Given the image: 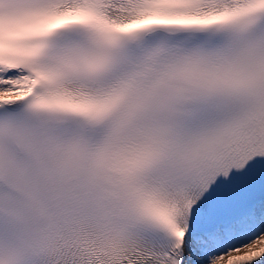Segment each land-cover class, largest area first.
<instances>
[{
	"label": "snow or ice",
	"instance_id": "snow-or-ice-1",
	"mask_svg": "<svg viewBox=\"0 0 264 264\" xmlns=\"http://www.w3.org/2000/svg\"><path fill=\"white\" fill-rule=\"evenodd\" d=\"M0 264H264V0H0Z\"/></svg>",
	"mask_w": 264,
	"mask_h": 264
}]
</instances>
